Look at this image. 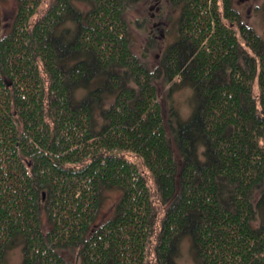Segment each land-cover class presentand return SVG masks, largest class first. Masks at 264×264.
Listing matches in <instances>:
<instances>
[{
	"label": "trees",
	"instance_id": "trees-1",
	"mask_svg": "<svg viewBox=\"0 0 264 264\" xmlns=\"http://www.w3.org/2000/svg\"><path fill=\"white\" fill-rule=\"evenodd\" d=\"M17 1L7 33L0 14V264L17 245L23 264H178L185 238L195 264H264V39L233 0H172L178 39L153 67L130 37L143 0ZM160 82L193 89L187 120ZM106 188L121 196L99 223Z\"/></svg>",
	"mask_w": 264,
	"mask_h": 264
},
{
	"label": "rangeland",
	"instance_id": "rangeland-1",
	"mask_svg": "<svg viewBox=\"0 0 264 264\" xmlns=\"http://www.w3.org/2000/svg\"><path fill=\"white\" fill-rule=\"evenodd\" d=\"M54 2L55 0H46L39 10L40 13ZM233 2L242 22L251 26L264 39V0H233ZM78 5L81 9L87 10L85 5L81 3ZM137 7L129 15L133 50L140 57L145 58L144 60H148L153 67L159 63V57L166 48L178 39L181 7L173 4L172 0H143ZM17 9V0H0L3 33H7L11 29L12 22L18 13ZM237 35L245 45L242 36ZM254 88L255 93L258 94L257 85ZM158 92L167 119L173 120L172 110L179 113L182 120H187L192 114L195 102L194 91L190 86H176L160 82ZM129 158L134 160L132 155ZM120 196L121 191L118 189L106 188L103 190V204L98 213L99 223H104L113 217ZM23 254L20 245L14 246L8 252L7 264H23ZM179 254L178 264H195L191 242L188 239L185 238L182 242ZM64 255L71 264H81V258L77 253L65 251Z\"/></svg>",
	"mask_w": 264,
	"mask_h": 264
}]
</instances>
